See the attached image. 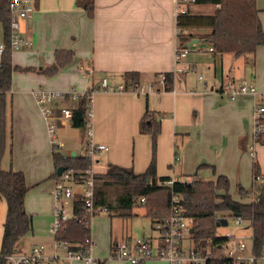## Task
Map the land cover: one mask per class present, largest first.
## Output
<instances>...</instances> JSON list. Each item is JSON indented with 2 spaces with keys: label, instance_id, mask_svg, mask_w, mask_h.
I'll return each mask as SVG.
<instances>
[{
  "label": "crops",
  "instance_id": "1",
  "mask_svg": "<svg viewBox=\"0 0 264 264\" xmlns=\"http://www.w3.org/2000/svg\"><path fill=\"white\" fill-rule=\"evenodd\" d=\"M30 1L35 10L22 22L21 34L31 41V46L14 50L13 63L31 69L13 73L12 87L8 91V147L2 160L4 169L24 171L30 186L25 207L32 215L33 228L19 240L16 251L29 252L35 245L43 244L38 240L49 232L54 220V149L46 121L34 97L37 89L94 91L93 115L87 125L86 141L93 138L107 146L92 163L95 173L106 172L110 163L132 167L136 173L147 169L153 156V141L150 134L139 131V123L149 111L160 117L162 126L156 143L158 176L183 180L198 173L201 178L214 180L224 174L237 184V188L242 185L250 192L254 191L255 160L264 174V131L257 139L253 136L255 98L248 93L232 99L222 89L228 81L246 79V67H253L255 62L248 64L243 57L214 51H208L212 57L188 52L179 62L175 59L180 5L186 8L195 6V9L208 7L206 10L215 7L198 5L192 0L183 3L182 0H95V12L91 17L77 6V0ZM256 6L264 30V0H256ZM3 39L4 29L0 22V43ZM199 41L195 37L190 43ZM67 49L73 50V61L55 74L47 75L45 70L56 62L55 53ZM80 66L92 71L84 74ZM128 71L140 73L138 87H126L124 74ZM166 72L173 73L171 90H166L161 82ZM103 78L115 88L120 85L125 88H103ZM253 79L249 78L256 84ZM149 82H153L150 90ZM142 86L144 91H141ZM257 87L264 90L263 81ZM88 126L92 129V137ZM17 127L25 134L26 146L32 149L29 152L31 158L18 154L12 129L15 133ZM67 128L78 129L66 119L65 124H59L58 137L64 135ZM37 141L38 146L35 145ZM73 151L78 154V151L69 149V152ZM22 161H37L44 167L39 172L35 169L28 171ZM49 185L52 189L51 194H46L48 203L41 196L39 204L35 205L33 195H43L44 192L37 191ZM75 190L80 192L79 187ZM6 211V201L0 197V245ZM37 216L41 217L40 221ZM39 223L43 225L41 232ZM242 224L251 228L247 221ZM221 226L226 228V225ZM227 232L230 231L221 235ZM233 235L234 239L228 244L235 245L240 240ZM127 237L133 235L113 236L111 233L110 243ZM54 240L45 244L49 253ZM62 261L56 264H69L67 259ZM157 261L161 260L154 259L149 264H158Z\"/></svg>",
  "mask_w": 264,
  "mask_h": 264
},
{
  "label": "trees",
  "instance_id": "2",
  "mask_svg": "<svg viewBox=\"0 0 264 264\" xmlns=\"http://www.w3.org/2000/svg\"><path fill=\"white\" fill-rule=\"evenodd\" d=\"M10 0H0V22L4 29L5 50L0 66V197L7 204L6 218L3 224V235L0 245V264H11L6 258L17 249V243L33 228L32 215L25 207L26 195L30 189L25 173L22 170L4 169L2 160L8 147V91L12 87L15 71H28L31 68H20L13 63V47L11 45V11ZM78 7L83 8L91 17L95 12V0H77ZM198 5H212L214 10L209 14L195 13L190 7L177 15L178 46H186L195 37L208 42L213 51L219 54L230 53L234 57H243L246 63L253 64L259 46H264V30L259 17L256 0H195ZM196 30L208 32L195 33ZM56 62L46 69L47 75L55 74L60 68L70 64L74 59L73 50H61L55 53ZM126 87L140 85L138 71L125 72ZM173 87V73L166 72L164 88ZM72 111L71 126L83 132V143L86 142L87 100L65 101ZM57 114L61 113L57 109ZM60 124V121H58ZM141 133L150 134L153 141V156L144 172L136 173L132 167L110 163L104 173H95L94 209L92 213L83 208L81 191H76L73 198L72 216L63 224L57 233V239L68 243L71 250H85L87 239H91V218L105 213L110 218L135 217L134 208L145 198V215L152 223L167 217L171 212L172 198L180 195L183 214L192 220L190 239L196 246L210 248L215 257L206 264H224L221 245L230 240L218 233L216 222L219 217H241L249 222L253 230L251 252L259 255L264 247V174L257 160L254 161V190L256 195L252 201L237 200L230 192L228 176L219 174L216 179H204L198 173L190 175V179L173 180L169 176H158L156 162V143L162 131L161 120L149 111L139 123ZM53 161L57 169L65 166V170L74 173L76 182L80 176L92 166V161L85 153L65 156L61 151L53 150ZM202 167V166H200ZM199 167V168H200ZM238 191L243 197L250 190L239 185ZM207 240L210 241L208 244ZM117 240L111 244V251ZM104 261L101 260L100 264ZM254 264H257L255 262Z\"/></svg>",
  "mask_w": 264,
  "mask_h": 264
},
{
  "label": "built area",
  "instance_id": "3",
  "mask_svg": "<svg viewBox=\"0 0 264 264\" xmlns=\"http://www.w3.org/2000/svg\"><path fill=\"white\" fill-rule=\"evenodd\" d=\"M195 1V0H192ZM185 0H182V3ZM9 9L11 11V45L14 50L22 49L31 46V41L21 34L22 22L29 19L33 12L34 6L30 0H10ZM186 7L180 5L179 12H185ZM197 43L192 42L186 46H177L175 59L179 62L189 52V46ZM209 51H213V46L209 44ZM5 50V42L0 43V66L2 64L3 53ZM80 70L84 74H89L91 68L80 66ZM165 76L161 77V82L164 84ZM102 87L107 89H124V85L117 88L108 83L107 78H103ZM153 88V82H149L148 89ZM144 91V87H141ZM222 92L234 99L240 94H252L255 98L254 107V126L253 136L257 139L264 131V90H259L257 85L249 80L243 79L240 82L231 80L228 81L222 89ZM94 91L78 90L69 88L67 90H44L37 89L34 91V97L46 121L49 140L54 150H62L65 143L58 137V127L60 124H65L66 119L72 117L73 111L69 106L59 105L66 100L80 101L87 100V125H90V120L93 115ZM57 109L61 110L57 114ZM89 136L92 137V129L88 126ZM85 154L94 162L96 156L107 149V146L102 143H97L91 139H87L84 145ZM253 147H251V150ZM254 155V151L251 152ZM66 156V155H65ZM94 170L92 166L87 168L80 176V182H76L74 173L68 170L56 176L53 195L55 199L54 220L51 231L54 234V244L51 253L45 244L35 245L29 252L15 251L6 256L11 264H51L52 262L62 260H81L86 264H100L101 259L92 255V238H88V246L85 250H71L68 248V243L57 239V233L62 228L63 224L71 217L67 212V205L75 197L76 187L80 188L83 195V208L88 213H92L94 209ZM68 180H72L75 184H69ZM180 195H174L172 198V207L170 214L153 223L155 235L151 237H127L117 240L112 248L111 254L113 257L125 261L129 264H147V262L157 259L165 261L167 264H206L207 261L215 257L214 252L208 245L205 249L196 246L190 239L192 220L183 214V207L180 204ZM141 203L145 204V198H141ZM244 220L241 217L236 218L238 224H242ZM230 239H234L231 232L226 235ZM208 244L210 243L207 240ZM223 248L224 264H254L255 262H264V247L259 255L247 252V243L245 240H239L235 245L227 242L221 245ZM65 250V253H61Z\"/></svg>",
  "mask_w": 264,
  "mask_h": 264
},
{
  "label": "rangeland",
  "instance_id": "4",
  "mask_svg": "<svg viewBox=\"0 0 264 264\" xmlns=\"http://www.w3.org/2000/svg\"><path fill=\"white\" fill-rule=\"evenodd\" d=\"M195 5V4H193ZM195 6H193L191 9L195 13H201V14H209L214 9H208L207 8H201V9H195ZM195 33H202L207 32L203 30H196L194 29ZM209 43L203 40H200L198 43H194L189 46V52H199L200 54H205V56L212 57V53H209ZM209 51V52H208ZM257 54L255 56V65L247 66L246 70V79H253L256 82V85L260 84L261 81L264 83V46H259L257 49ZM256 69V70H255ZM263 71V72H262ZM249 77V78H248ZM253 77V78H252ZM9 101V98H8ZM9 112H10V106L8 105L7 108V123H9ZM8 126V125H7ZM13 129V141H15L16 147L19 149V156L22 157H30L31 155L29 152H31V147H27V139L25 137L24 132L20 128H16V131L14 133ZM68 129V130H67ZM64 132V135H59V138L64 141L65 147L61 151L63 155L70 156L72 155L71 152H69V149H73L78 151V153H83V132L80 131V129H69L67 128ZM79 130V131H78ZM9 132V131H8ZM79 138V139H78ZM36 146L39 145V141L35 143ZM7 152L5 153V155ZM35 159V158H34ZM32 159V160H34ZM31 160V159H30ZM31 160V161H32ZM42 160L40 161V163ZM24 164V167L28 169L34 170L35 172H39L43 169L44 165H38L39 162H25L22 161ZM46 161L44 162V164ZM23 165V164H22ZM24 172V171H23ZM230 180V178H229ZM54 182V178H53ZM69 184H75L72 180H68ZM237 184L232 181H230V192L232 194V197L237 200H244V201H252L254 198V193H256V190L251 191L250 194L247 197L241 196V194L238 191V188L236 186ZM51 186H45L42 187L37 192H44L43 195L36 193L32 197V201L35 205L39 204V199L44 197L47 202L46 194H51ZM251 189V188H250ZM53 190V189H52ZM34 194V193H33ZM69 204L67 205V212L70 216H72L73 213V202L72 200H69ZM46 203L44 202V207L46 206ZM134 213L136 214L135 217L132 218H122V217H114L110 218L107 214L101 213L98 215H95L91 218V237L93 240V246H92V255L96 258L104 260L102 264H123L124 262L122 260H119L118 258H115L111 254V243H110V235L111 233L114 235H121L130 233L133 235V238L141 237L143 235L145 236H151L155 235L156 231L153 229V223L152 219L145 215V206L143 204H139L138 206H135ZM40 216H37V220L40 221ZM229 224L226 225V228L224 226H220L218 229V232L220 234H224L226 230H229L231 233L235 234L237 237H239L241 240H245L247 243V252L248 254H251V249L253 245V231L251 228H246V225L244 224H238L236 222L235 217H228ZM43 227L42 223H39V232H41V228ZM52 227V225L50 226ZM43 233V232H42ZM54 239V234L51 231V228L49 232L43 234V238L38 240V243L48 244ZM61 253H65V250H61ZM62 259L56 260L53 262V264L56 263H62ZM66 262H69V264H83L79 260H68ZM150 262V261H149ZM147 262V264H149ZM158 264H163V261H157ZM258 264H262V262H258Z\"/></svg>",
  "mask_w": 264,
  "mask_h": 264
},
{
  "label": "water",
  "instance_id": "5",
  "mask_svg": "<svg viewBox=\"0 0 264 264\" xmlns=\"http://www.w3.org/2000/svg\"><path fill=\"white\" fill-rule=\"evenodd\" d=\"M191 44V43H189ZM72 155L75 156L76 155V152L73 151L72 152ZM65 166H60L58 169H57V174L58 175H61L63 171H65ZM217 226H221V225H227L228 224V220L226 217H219L217 219V222H216Z\"/></svg>",
  "mask_w": 264,
  "mask_h": 264
}]
</instances>
